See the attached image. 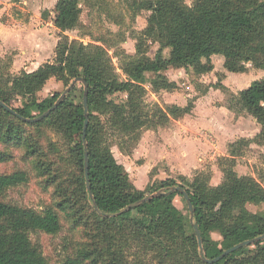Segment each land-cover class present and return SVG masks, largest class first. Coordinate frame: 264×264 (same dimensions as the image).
Here are the masks:
<instances>
[{"label":"trees","instance_id":"trees-1","mask_svg":"<svg viewBox=\"0 0 264 264\" xmlns=\"http://www.w3.org/2000/svg\"><path fill=\"white\" fill-rule=\"evenodd\" d=\"M82 1L86 0H58L56 4L53 22L60 36L52 63L18 75L0 67V100L12 108V97L23 99L22 108L12 109L24 118L33 119V109L39 117L53 106L36 99L50 79L69 87L75 79L83 78L89 85L86 146L83 103L72 99L77 85L47 118L37 123L22 121L0 107V142L27 148L34 160L39 159L36 145L42 128H50L70 142L68 169L64 171L59 166L53 174L51 185L55 186L56 201L41 212L4 202L9 189L28 182L25 171L0 174V264H49L30 235L59 234L63 218L85 230L89 238L87 246L63 264H130L131 257L146 264L148 256L156 264H208L205 259H215L240 243L263 236L264 216L247 208L264 204L263 183L252 176H238L233 168L243 146L264 143V77L253 81L236 100L237 113L246 112L255 118L261 132L253 140L242 139L230 146L233 158H223L222 162L227 163L223 168L225 177L218 186H212L211 176L201 172L192 183L168 178L151 184L149 194L138 190L128 173L118 169L111 138L120 137L123 150L130 143V148L125 149L130 154L143 130L180 119L190 114L194 105L191 101L183 108L173 105L165 111L159 107L145 111L130 102L118 104L109 96H130L143 90L141 82L147 74L154 77V91L172 92L177 85L164 72L173 68L191 69L198 76L209 74L214 69V55L241 56L240 61L233 58L225 62L224 68L231 73H245V63L264 69L263 64L256 62L258 55H264V0H193L191 6L185 0H132V7L150 15L140 34L136 55L123 60L122 70L129 78L125 83L118 80L107 49L74 43L66 35L81 26L77 13ZM149 42L159 45L154 59L147 56ZM167 49L169 59L164 57ZM59 97L56 95L54 101ZM86 152L90 192L85 177ZM8 159L9 154L0 151V165ZM35 167L49 176L54 171L47 162L38 161ZM172 187H182L193 204L203 251L188 219L187 202L181 193L171 192ZM154 193L159 194L151 201L119 214ZM176 198L186 205L187 214L175 204ZM115 214L118 215L112 216ZM213 234L221 240L215 241ZM252 247L254 250H249ZM214 264H264V240Z\"/></svg>","mask_w":264,"mask_h":264},{"label":"rangeland","instance_id":"rangeland-1","mask_svg":"<svg viewBox=\"0 0 264 264\" xmlns=\"http://www.w3.org/2000/svg\"><path fill=\"white\" fill-rule=\"evenodd\" d=\"M185 2L189 6L193 4V0H185ZM11 3L16 4V6L13 5V7L9 10L14 17L18 18L20 22L27 21V18L29 20L30 15L27 11H23L21 9V6L23 5L20 4V1L13 0ZM149 15L150 13L147 11H137L135 7H132V0H86L82 1L78 7L77 19L81 22L80 28L75 31H70L66 33V35L69 36L70 40L74 43L85 45L94 44L107 49L112 57L118 80L125 83L129 78L122 70L123 60L125 56L136 55V46L140 42L141 32L147 26V19ZM7 18L9 17L6 16L5 20H7ZM56 34L59 38L60 30L57 31ZM148 46L147 56L154 59L159 49V45L149 42ZM164 57L169 59L170 50L167 49L164 51ZM54 58L55 55L53 59L48 60V62L52 63ZM233 58L237 61L242 60L241 56L238 55H231L230 58L222 55L212 56L211 60L214 63L213 71L221 72L225 69V62L228 59ZM2 61L3 62L0 63V67L5 66V72H9L12 75H18L21 73V71L18 73H11V63L13 62L12 55L7 56V58ZM256 62L264 65V55H258ZM245 66L247 68V71L245 72L247 75L246 77L250 78L248 82L264 77L263 68H259L253 63H245ZM164 75L169 81L176 83V90L172 92L165 90L159 92L154 91L151 86V80L154 77L152 74H147L146 79L141 82L143 90L134 91L130 96L127 93H117L109 96V99L118 104L126 103L129 105L130 102V104L138 110L144 109L145 111H148L159 107L165 111L167 110V107L173 106L170 105V103H167L169 97L167 95L169 93H178L177 98L179 99H177V102L180 103L181 101L187 106L189 105L188 103H191V100H194L197 97V95H203L207 92V90L209 91V88L212 86L214 91H220V93H218L219 95L223 93L225 96L222 103L219 104L217 101L215 105L217 107L224 105L228 109H232V111L237 113L239 105L236 100L239 98L240 92L235 94L230 89H222L220 86H222L221 82H223L224 76L221 73H216L214 76L203 78V75L198 76L191 69H187L179 73L177 72V69L170 68L164 72ZM201 81L203 83H201ZM229 81L231 85L235 82L234 78H230ZM67 88L68 87H65L62 82H59L56 79H50L44 89L37 93L36 99L40 102L47 101L55 105L59 99L58 98L54 101L55 96H61ZM195 94L197 95L195 96ZM83 96L84 85L82 83H78L72 99L77 104L81 103V101L83 103ZM215 97H217L216 94H211L209 98L211 100ZM10 103L12 108H22L25 105V101L23 99L16 97H12L10 99ZM31 115L35 116L33 118H37L36 116L38 115V111L33 109L31 111ZM168 124L169 123L157 128H150L149 130H158L159 128L167 127ZM145 131L148 130H143V133ZM119 138L120 137L117 135L111 138L113 143L112 151L118 169L121 172L127 171L134 186L137 189L138 186H142L145 194H149L152 192V189H150L151 184L157 181L159 182V180L156 179L151 182L150 179H145L144 176L139 177L137 174L136 164H131V166L127 164V161H125V163L123 162V156L121 153L126 156L127 153L125 149L130 148L131 144L126 143L124 145L126 148L124 147L125 149L123 150L120 147L121 140ZM255 145L257 146L259 144L252 143L251 145L243 146L240 151V156L237 158L239 160L238 162L237 160L235 161L236 166H234L233 169L240 164V166L243 167L242 170L247 173V176H252L258 179L264 186V155L260 153L261 151ZM36 146L39 150L37 153L39 159L34 160L29 156V153H27V148H23L22 146L16 147L7 145L0 142V151L9 154L8 161L0 165V174L25 171L28 174V182L16 188L9 189L4 195V202L21 207L32 208L41 212L45 208L53 206L56 201L54 190L55 186L51 185L53 183V174L57 173L56 167L58 168L61 166L64 171L68 169V149L70 142L62 136H58L50 128H42V133ZM222 160L223 158L216 157L215 162L217 163L218 161V164L222 165L224 168L227 163L222 162ZM38 161L51 163V166L54 169V171L50 173L51 177L47 173H42V170L35 167ZM140 164H142V161H140ZM201 172L211 176L210 169H206ZM201 172L199 171L194 173L188 180L183 178L184 182L192 183L196 175ZM157 174H160V170L158 168L150 172L152 177ZM163 178L167 177L163 175ZM175 178H177L178 182H180L179 178L181 177L177 176ZM210 184H212L211 180ZM175 204L182 209L184 214H187L188 207L186 208V205L184 206L179 199L176 198ZM248 209L253 213H259L264 216V204L259 206L249 205ZM188 219L189 222H191L189 210ZM62 223V230L57 235H48L44 232L32 233L30 235L33 244L40 249L49 264H63L66 259L75 257L77 252L87 246L89 241L85 230L74 226L73 223L67 221L65 218H63ZM212 237L215 241L221 240L220 236L217 234H213ZM249 250H254V248L252 247ZM139 262H143V260H135L133 257L130 259V264H139ZM146 264H156V261H154L151 256H148Z\"/></svg>","mask_w":264,"mask_h":264},{"label":"crops","instance_id":"crops-1","mask_svg":"<svg viewBox=\"0 0 264 264\" xmlns=\"http://www.w3.org/2000/svg\"><path fill=\"white\" fill-rule=\"evenodd\" d=\"M12 1L0 0V63L12 55L11 73H32L50 63L48 60H52L55 55L59 42L56 33L59 30L53 19L58 0H17L23 5L21 9L30 15L29 20L27 18L24 22H20L9 12L13 5L16 6ZM6 16L11 19L5 20ZM212 64L214 66L213 62ZM185 70L177 69V72ZM216 73L224 76L221 85L225 90L230 89L235 94L248 90L253 82H248L250 78L245 73L235 74L225 69L221 72L212 71L203 75V78ZM230 78L235 81L232 85ZM218 93L220 91H214L211 86L203 95L195 94L197 97L191 100L194 107L190 114L177 120L171 119L167 127L145 131L131 154L124 156L121 153L123 162L127 161L128 165L136 164L138 176H144L151 182L177 176L188 180L194 173L210 169L211 185H220L225 174L222 165L215 162L216 157L233 158L229 153L230 146L242 139L253 140L261 132V126L246 112L235 113L224 105L217 107L215 103L218 101L220 104L225 99L223 93ZM211 94H216L217 97L210 100ZM167 96V103L170 105L186 107L185 103L177 102L178 93H169ZM256 147L264 155V143ZM237 158L235 161L238 162ZM156 168L160 170V174L152 177L150 172ZM242 168L239 164L233 169V173L247 176ZM163 175L167 178H163ZM138 190L143 191L142 186H138Z\"/></svg>","mask_w":264,"mask_h":264},{"label":"water","instance_id":"water-1","mask_svg":"<svg viewBox=\"0 0 264 264\" xmlns=\"http://www.w3.org/2000/svg\"><path fill=\"white\" fill-rule=\"evenodd\" d=\"M78 83H82L84 85L83 107H84V113H85V123H84V128H83V142L86 146V131L88 128V112H89V108H88L89 85L83 78L75 79L71 83V85L67 88V90L59 97V99L57 100L55 105H53L47 112H45L44 114H42L41 116H39L37 118H33V119L24 118L23 116L19 115L14 109H12L10 106H8L5 102H3L1 100H0V107H2L4 110L11 113L13 116L19 118L22 121H25L28 123H37V122H40V121L44 120L45 118H47L62 103V101L65 99V97L73 90V88ZM85 177H86V181H87V190L90 192L91 188H90V184H89V159H88V153L87 152L85 154ZM171 192L181 193L183 195L184 199L186 200L188 210H189V214H190L191 223L193 225V228H194L196 236H197L198 245H199L200 250L203 251L202 235H201V232H200L197 224H195V222H194V207H193V204H192L187 192L182 187H172ZM158 194L159 193H154V194L130 205L129 207L122 210L119 214L127 212V211L131 210L132 208L139 207V206L151 201ZM99 214H101V213L99 212ZM116 215H118V214H115L112 216H116ZM263 240H264V235L261 237H258L256 239H253V240L245 241L243 243H240V244L226 250L222 255H220L219 257H217L215 259H212V260L205 259V262L208 264L217 263L220 260H222L223 258H225L226 256L232 254L233 252H235V251H237L243 247L250 246V245H253L255 243L261 242Z\"/></svg>","mask_w":264,"mask_h":264}]
</instances>
